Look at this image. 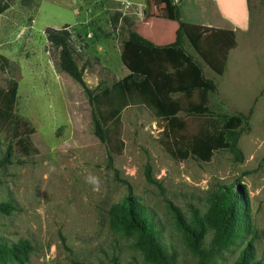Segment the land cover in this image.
Instances as JSON below:
<instances>
[{"label": "rangeland", "instance_id": "374dc122", "mask_svg": "<svg viewBox=\"0 0 264 264\" xmlns=\"http://www.w3.org/2000/svg\"><path fill=\"white\" fill-rule=\"evenodd\" d=\"M9 2L0 16V54L10 62L0 71V159L11 146L13 164L0 170V204L13 209L0 212V243L25 240L32 250L27 258L1 257L0 264H198L193 234L179 226L177 214L186 220L192 211L203 215L212 194L234 190L240 191L242 232L204 264H264V0H249L245 30L232 25L246 24L244 0H175L184 21H204L209 28L184 46L217 91L208 93L203 115H177L173 138L214 133L226 118L252 108L249 130L238 140L243 160L224 149L208 162L182 159V149L162 133L163 120L144 106H128L120 115L111 169L107 146L93 134L88 98L58 70V51L45 31L66 27L78 65L89 63L83 78L94 89L100 81L143 74V64L122 51L128 27L166 45L174 41L177 22L160 0ZM11 80L18 84L14 112L35 128L28 155L17 143L24 134L2 107ZM181 102L187 107L199 100L193 95ZM146 167L156 183L147 181ZM89 176L98 183H89ZM136 212L154 223L159 244L174 260L149 256L131 221ZM212 234L205 227L198 237L207 245Z\"/></svg>", "mask_w": 264, "mask_h": 264}, {"label": "trees", "instance_id": "16d2710c", "mask_svg": "<svg viewBox=\"0 0 264 264\" xmlns=\"http://www.w3.org/2000/svg\"><path fill=\"white\" fill-rule=\"evenodd\" d=\"M247 1L249 7V0ZM160 2L164 5L169 20L178 24L174 41L166 45H155L128 27L127 38L121 40L122 51L143 64V74L131 73L119 80H113L110 84L100 81L94 89H90L83 78L89 63L86 61L81 66L78 65L71 36L66 27L59 30L47 28L45 31L47 41L58 51V70L74 80L88 98L93 134L108 148L107 167L113 168V141H116L115 137L119 134L121 112L128 106H144L154 117L163 120L165 125L162 133L172 138L173 144L182 149L179 151L182 159L192 156L208 162L214 151L224 149L228 150L235 160L242 161L243 155L238 147V140L244 130H249L252 108L247 114L239 113L226 118L214 133L191 139L173 138L175 131L172 126L177 122V115L180 112L203 115L207 111L208 93H216L217 88L212 80L204 76L201 64L184 46L185 42L191 44L197 42L208 33L209 28L205 27L204 21L200 24L184 21L181 8L175 0ZM10 6L9 0H0V16ZM118 16L114 19V24L118 22ZM123 22L129 24L126 18H123ZM9 66L8 59L0 54V71H5ZM17 87V81H9L7 90L2 94V107L9 117L10 125L24 134L17 143L20 151L28 155L31 152L30 136L35 133V128L14 112ZM193 95H197L199 102L184 107L181 97L190 98ZM116 149L120 151L119 147ZM12 158V147L8 146L0 159V170L13 164ZM145 176L149 183H156L149 167H146ZM239 197L240 191L237 190L225 193L218 191L208 199L207 210L203 215L192 211V215L186 220L181 214H177L179 226L193 234L191 245L201 255L198 264H204L206 260L214 257L242 232V219L237 213ZM131 205L129 200H124V206L129 210ZM12 209L10 204H0V212L9 214ZM131 221L141 233L142 242L147 246L150 257L160 263L174 260L173 254L159 244L154 223L149 217L136 212ZM205 227L213 230L207 245L198 237ZM31 250V245L25 240L11 246L0 243V258L12 253L27 258Z\"/></svg>", "mask_w": 264, "mask_h": 264}, {"label": "crops", "instance_id": "0c3cea01", "mask_svg": "<svg viewBox=\"0 0 264 264\" xmlns=\"http://www.w3.org/2000/svg\"><path fill=\"white\" fill-rule=\"evenodd\" d=\"M226 9L230 10L229 7H227ZM244 10H245V13H246V18H247L246 19V24H232L236 29L240 28L241 30H245L247 25H248V22H249V7H248V1L247 0H244Z\"/></svg>", "mask_w": 264, "mask_h": 264}, {"label": "clouds", "instance_id": "9594fccd", "mask_svg": "<svg viewBox=\"0 0 264 264\" xmlns=\"http://www.w3.org/2000/svg\"><path fill=\"white\" fill-rule=\"evenodd\" d=\"M87 181H88L89 183L93 184V185H95V184L98 183L97 178H96V177H93V176H89V177L87 178Z\"/></svg>", "mask_w": 264, "mask_h": 264}]
</instances>
